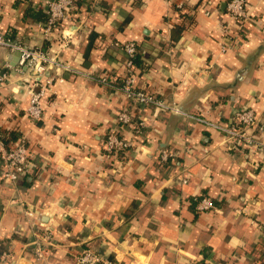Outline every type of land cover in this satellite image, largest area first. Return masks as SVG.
Instances as JSON below:
<instances>
[{"label": "crops", "instance_id": "obj_1", "mask_svg": "<svg viewBox=\"0 0 264 264\" xmlns=\"http://www.w3.org/2000/svg\"><path fill=\"white\" fill-rule=\"evenodd\" d=\"M46 1L0 0V35L80 73H51L33 121L28 72L5 67L14 53L0 48V129L25 143L31 165L15 185L0 175V244L11 253L0 264H77L87 248L115 264H264L263 157L223 133L243 109L264 124V0H246L251 19L233 36L228 0H82L48 37L26 12H47ZM127 42L147 58L139 88L177 112L134 107L81 74L120 83ZM123 109L145 123L140 135L118 124ZM110 131L132 142L115 159L104 148ZM165 148L175 157L161 165ZM203 197L212 210H198Z\"/></svg>", "mask_w": 264, "mask_h": 264}, {"label": "built area", "instance_id": "obj_2", "mask_svg": "<svg viewBox=\"0 0 264 264\" xmlns=\"http://www.w3.org/2000/svg\"><path fill=\"white\" fill-rule=\"evenodd\" d=\"M47 6L49 19L44 24L43 31L45 36L52 35L61 23L72 20L74 14L79 10L75 0H48L43 6ZM182 7V4L180 5ZM228 21L224 26L225 35L233 36L235 32H243L246 24L251 19V13L247 7L246 0H228L227 1ZM0 48H8L12 53L19 52L20 60L17 64V70L22 71L23 68L28 72V80L25 85V91L29 98L27 115L33 121H39L43 117V99L46 96L48 88L52 86L55 77L49 73L57 71H65L70 73H80L69 64L59 60L57 56L44 51L40 48H28L22 43L15 41L8 36L0 35ZM121 48L126 54V77L122 81H118L113 75L104 74L96 76L95 74L86 72L81 73L88 80L94 81L102 86L115 90L122 94L127 100H130L134 107H153L160 111L177 110L170 104L158 99L155 95L139 88L137 83V74L133 68V60L137 54V44L135 42H127L121 44ZM5 67L12 68L6 62ZM5 85V77L0 74V90ZM116 120L123 127H133L138 135L141 134L145 127L143 121L136 122L134 114L129 109H123L116 115ZM134 128V127H133ZM228 141L239 143L248 147L250 150L261 154L262 164L264 166V140L260 135L264 133V124L257 117L255 111L251 108L240 110L236 113L233 122L223 128ZM132 147V142L125 136H121V132L110 131L104 142V148L107 158L115 159L118 152H127ZM175 157V152L169 148L161 151L159 162L161 165L168 164ZM0 165L1 178L8 184H17L21 177L30 169V156L27 146L22 140H17L11 146H6L0 134ZM186 184L187 181L183 180ZM198 210L206 211L214 208L213 202L203 197L198 203ZM45 247L42 243L38 244L35 254L38 259L44 257ZM11 253L6 252L2 255V260L6 261L10 258ZM77 264H115L113 261L104 259L96 250L87 248L83 250L77 257Z\"/></svg>", "mask_w": 264, "mask_h": 264}, {"label": "trees", "instance_id": "obj_3", "mask_svg": "<svg viewBox=\"0 0 264 264\" xmlns=\"http://www.w3.org/2000/svg\"><path fill=\"white\" fill-rule=\"evenodd\" d=\"M82 0H75L76 4L79 6L80 2ZM32 0H15V5H19V4H25L27 5L28 8H30V4H31ZM26 12L29 13L30 16H32L35 19L40 20L43 24H46L48 19H49V13L48 11L46 12L45 10H42L41 12L39 10H31V9H27ZM42 13L43 15L40 16ZM147 61V58L143 56V54H141L140 50H139V46L137 45V54L134 57L133 60V68L135 71L140 70L142 65H144L143 63H145ZM0 134L2 135V139L3 142L6 146H11L14 142H16L17 140V136L15 133H13L12 131H3L0 129ZM123 152H118L117 155L121 156ZM25 176V174L21 177L23 178ZM202 198H198L196 200V205L199 203V201ZM6 248L4 246H2L0 244V258L1 255L6 251ZM110 260V259H109Z\"/></svg>", "mask_w": 264, "mask_h": 264}, {"label": "water", "instance_id": "obj_4", "mask_svg": "<svg viewBox=\"0 0 264 264\" xmlns=\"http://www.w3.org/2000/svg\"><path fill=\"white\" fill-rule=\"evenodd\" d=\"M226 4H223V7H225ZM21 54L19 52H15L14 55L10 56L8 58V61L11 63L12 66H17L18 61L20 60ZM51 75V73H49Z\"/></svg>", "mask_w": 264, "mask_h": 264}]
</instances>
